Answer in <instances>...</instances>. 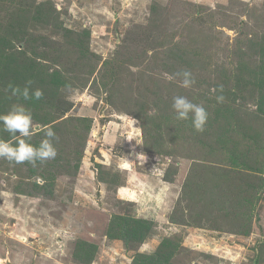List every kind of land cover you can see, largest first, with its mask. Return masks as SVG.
<instances>
[{"label":"rangeland","instance_id":"obj_1","mask_svg":"<svg viewBox=\"0 0 264 264\" xmlns=\"http://www.w3.org/2000/svg\"><path fill=\"white\" fill-rule=\"evenodd\" d=\"M13 104L58 154L0 158V264H264V0H0Z\"/></svg>","mask_w":264,"mask_h":264},{"label":"clouds","instance_id":"obj_2","mask_svg":"<svg viewBox=\"0 0 264 264\" xmlns=\"http://www.w3.org/2000/svg\"><path fill=\"white\" fill-rule=\"evenodd\" d=\"M179 78L180 86L188 89L195 84L191 71L183 70L175 74ZM174 78V77H169ZM32 81H28L22 89L19 86L9 84L5 91L11 90L13 96H22L25 101L39 100L43 97L41 89L30 91ZM69 90L70 86H69ZM214 92L221 94L216 96L217 103H223V86L220 85ZM175 119L181 121L191 120L192 127L197 132H203L208 121V112L202 104L195 103L185 96H175L171 105ZM44 138L39 145H33L30 141L34 132L33 116L31 111L22 104H13L6 114H0V131L6 132L9 139L0 138V158L11 164L28 163L34 167L37 163L43 164L55 159L57 149L54 141L58 140L51 126H43Z\"/></svg>","mask_w":264,"mask_h":264},{"label":"water","instance_id":"obj_3","mask_svg":"<svg viewBox=\"0 0 264 264\" xmlns=\"http://www.w3.org/2000/svg\"><path fill=\"white\" fill-rule=\"evenodd\" d=\"M8 264H10V263H8Z\"/></svg>","mask_w":264,"mask_h":264}]
</instances>
